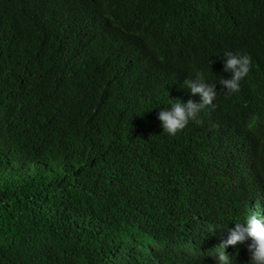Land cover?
Segmentation results:
<instances>
[{"label":"trees","instance_id":"trees-1","mask_svg":"<svg viewBox=\"0 0 264 264\" xmlns=\"http://www.w3.org/2000/svg\"><path fill=\"white\" fill-rule=\"evenodd\" d=\"M135 1L134 20L154 8L151 41L176 56L219 39L251 51L235 104L264 100V0ZM135 1L0 0V264H199L179 246L209 243L240 198L232 171L263 158L264 124L250 140L251 121L211 106L164 132V107L200 97L190 73L141 71L116 47L132 21L109 15Z\"/></svg>","mask_w":264,"mask_h":264},{"label":"clouds","instance_id":"clouds-1","mask_svg":"<svg viewBox=\"0 0 264 264\" xmlns=\"http://www.w3.org/2000/svg\"><path fill=\"white\" fill-rule=\"evenodd\" d=\"M155 11L154 8L147 9L134 20L135 1V11L133 6L130 11L113 13L109 17L115 22L132 21L131 26L124 28L114 41L122 54L129 57L133 67L146 71L150 64H155L161 70L191 74L183 86L190 90L192 96L199 94L200 99L184 102L177 98L164 107L158 117L164 132L175 136L190 122L202 123V110L211 106L212 110L216 109L219 116L228 122L235 118L246 119L248 123L251 121L252 128L247 126L244 131L250 140H254V124H264V100L249 99L235 104L238 96L249 95L247 81L256 65L253 53L219 39L209 53L176 56L170 52L167 43L160 48L151 41L152 32L148 28V19ZM262 156L263 158L242 166L241 163L237 164V172L233 165L229 184L232 192L237 193L240 198L227 203L231 215L224 213L222 222L213 225V231L206 239L209 243H202L194 248L180 245L179 254L195 252L200 257L199 264H208L209 261H215L216 264H234L235 261L236 264L235 256L228 253L245 248L250 253L249 264H264V153ZM244 174L249 175V178L246 179Z\"/></svg>","mask_w":264,"mask_h":264}]
</instances>
